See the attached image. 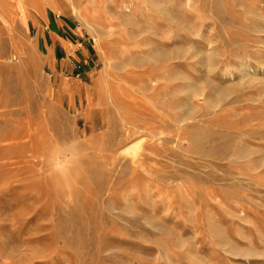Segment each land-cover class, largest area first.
<instances>
[{"label": "rangeland", "instance_id": "rangeland-1", "mask_svg": "<svg viewBox=\"0 0 264 264\" xmlns=\"http://www.w3.org/2000/svg\"><path fill=\"white\" fill-rule=\"evenodd\" d=\"M67 1L78 76L0 26V264H264V0Z\"/></svg>", "mask_w": 264, "mask_h": 264}, {"label": "crops", "instance_id": "crops-1", "mask_svg": "<svg viewBox=\"0 0 264 264\" xmlns=\"http://www.w3.org/2000/svg\"><path fill=\"white\" fill-rule=\"evenodd\" d=\"M69 9L67 0H0V26H13L15 30L12 31L17 32L19 29L22 33L31 31L33 39H36V34L38 38L49 41L50 71L55 72L56 76L60 73L62 77L64 74L75 75L73 67L67 64V60L71 58L77 61V57H81L84 53L82 49L76 53L78 44L71 43L74 42L73 32L78 33V31L72 25L75 20L73 14H70V21L66 20L68 18L65 15ZM11 34L13 39H20L17 33L11 32ZM56 53L61 58L56 59ZM85 72L86 70L83 69V74ZM67 84L66 91L69 95H74L75 90L80 88L78 77L71 79Z\"/></svg>", "mask_w": 264, "mask_h": 264}]
</instances>
